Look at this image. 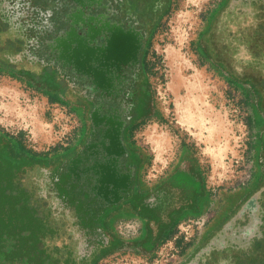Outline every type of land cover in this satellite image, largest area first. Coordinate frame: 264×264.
Returning a JSON list of instances; mask_svg holds the SVG:
<instances>
[{
	"label": "flooded vegetation",
	"instance_id": "af4514ba",
	"mask_svg": "<svg viewBox=\"0 0 264 264\" xmlns=\"http://www.w3.org/2000/svg\"><path fill=\"white\" fill-rule=\"evenodd\" d=\"M167 4L0 0V73L10 71L16 73L10 78L36 84L47 99L56 94L83 104L77 139L66 156L19 174L49 218L50 264H93L112 248L105 222L111 210L135 196L140 169L129 139L146 100L152 28ZM225 7L210 51L224 68L254 85L264 113V0H233ZM236 46L248 53V61L230 53ZM50 83L57 87H39ZM247 199L238 217L218 230L225 236L183 264H239L237 257L255 242H263L264 253V173Z\"/></svg>",
	"mask_w": 264,
	"mask_h": 264
},
{
	"label": "rangeland",
	"instance_id": "374dc122",
	"mask_svg": "<svg viewBox=\"0 0 264 264\" xmlns=\"http://www.w3.org/2000/svg\"><path fill=\"white\" fill-rule=\"evenodd\" d=\"M232 1L168 0L145 55L147 113L137 118L129 141L144 150L139 178L147 191L158 190L163 180L174 183L175 172H187L191 158L203 168L204 183L230 200L238 217L264 173V113L254 85L224 68L210 51L212 34L218 32V24L222 27L220 19ZM230 53L240 62L249 59L239 46ZM82 106L75 100L50 102L28 83L0 73V130L18 136L35 152L51 155L72 145ZM150 135L164 141L160 158ZM186 146L190 151L183 152ZM207 213L210 217L213 209ZM125 224L119 229V245L96 264H183L196 253L181 260L171 239L148 251L131 241L136 235L131 227L137 222ZM197 227L187 220L176 235L193 238ZM218 236L221 240L225 235ZM240 241L245 244V239Z\"/></svg>",
	"mask_w": 264,
	"mask_h": 264
},
{
	"label": "crops",
	"instance_id": "0c3cea01",
	"mask_svg": "<svg viewBox=\"0 0 264 264\" xmlns=\"http://www.w3.org/2000/svg\"><path fill=\"white\" fill-rule=\"evenodd\" d=\"M133 149L139 160V169H141L142 159L140 155L142 154L144 157L145 154L142 153L144 150L138 146L133 147ZM182 150L183 152L190 151L187 146ZM191 160V158L188 159L190 168L187 172L184 170L175 172L177 176H182L183 179L187 180L182 184H172L170 181L163 180L162 185L158 186V190L147 191V186L138 177V190H135V194L138 193L139 199L141 198L142 205H139L143 211L140 210V206L136 202L134 203L133 199H129L121 204L122 206L111 210L105 222V231L113 241L111 250L115 249L116 243L120 241V227L126 226L125 222L132 221L137 222L136 228L131 227L134 231L136 229V235L131 236L132 242L136 245L142 243L143 248L151 251L158 244H164L171 239L176 248L177 256L181 260L195 252H205L217 244L215 240L219 238L220 231L218 230L222 226L224 227L228 221H233L235 206L231 204L230 200L223 198L219 191L216 193L204 183L203 168L198 161L193 160L192 162ZM154 194H157L155 199L150 201L151 198L149 197ZM145 198L149 199L145 202ZM155 207H159L161 210L155 209ZM211 208L214 214L208 217L201 227H197L195 230L197 236L190 238L191 236L188 235L185 238L176 235L177 228L181 224L187 220L203 218L205 214H209L207 212ZM115 214H119L117 219L111 221ZM236 221L234 222L237 223Z\"/></svg>",
	"mask_w": 264,
	"mask_h": 264
},
{
	"label": "trees",
	"instance_id": "16d2710c",
	"mask_svg": "<svg viewBox=\"0 0 264 264\" xmlns=\"http://www.w3.org/2000/svg\"><path fill=\"white\" fill-rule=\"evenodd\" d=\"M2 73L16 77V73L10 71ZM28 84L34 88L37 86L33 83ZM39 87L54 90L57 85L50 83L49 86L39 85ZM48 100L62 104L65 102L56 94L49 96ZM147 108L146 92L142 113H147ZM69 149L66 147L51 155L38 153L27 148L18 136L0 130V264H50V251L45 242L52 233L49 218L47 214L40 211L29 191L21 184L19 174L34 165L51 166L58 163L66 156ZM174 181L172 184H182L187 180L182 176H176ZM135 190H138L137 183ZM135 197L138 199L136 203L142 205L138 193ZM140 210L143 211L141 206ZM262 247L263 242H255L249 252H244L237 257L238 263L264 264V253H260ZM103 255L93 264L105 256Z\"/></svg>",
	"mask_w": 264,
	"mask_h": 264
},
{
	"label": "bare ground",
	"instance_id": "6f19581e",
	"mask_svg": "<svg viewBox=\"0 0 264 264\" xmlns=\"http://www.w3.org/2000/svg\"><path fill=\"white\" fill-rule=\"evenodd\" d=\"M150 140H151V143L153 145V149L154 151L157 153V157L160 158V154H161V149L164 145V141L161 137L159 136H155V135H150Z\"/></svg>",
	"mask_w": 264,
	"mask_h": 264
},
{
	"label": "built area",
	"instance_id": "2783aa9c",
	"mask_svg": "<svg viewBox=\"0 0 264 264\" xmlns=\"http://www.w3.org/2000/svg\"><path fill=\"white\" fill-rule=\"evenodd\" d=\"M207 218H208V215L205 214V216L203 218H200L199 220H188V224L196 225L198 227H201L204 224V222L206 221Z\"/></svg>",
	"mask_w": 264,
	"mask_h": 264
}]
</instances>
